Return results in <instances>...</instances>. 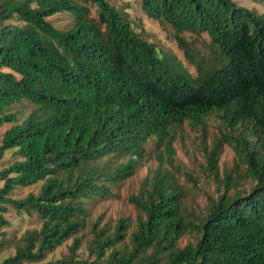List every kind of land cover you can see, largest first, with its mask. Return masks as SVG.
<instances>
[{"label":"trees","instance_id":"trees-1","mask_svg":"<svg viewBox=\"0 0 264 264\" xmlns=\"http://www.w3.org/2000/svg\"><path fill=\"white\" fill-rule=\"evenodd\" d=\"M140 4L195 75L108 0H0V127L10 123L0 164L7 151L17 157L0 167V254L13 246L0 264L38 263L68 239L67 253L43 264H264V13L234 0ZM60 13L67 28L51 21ZM21 99L35 106L18 121L5 108ZM212 120L220 130L208 146ZM185 125L200 133L216 186L198 210L174 162L172 142ZM224 144L235 161L220 175ZM152 156L158 164L127 197L135 226L126 216L112 230L101 217L90 221L86 201L113 197ZM38 182L36 192L12 196ZM8 209L36 217L38 227L13 242ZM87 225L82 256L77 233ZM185 234L192 241L180 246Z\"/></svg>","mask_w":264,"mask_h":264},{"label":"rangeland","instance_id":"rangeland-1","mask_svg":"<svg viewBox=\"0 0 264 264\" xmlns=\"http://www.w3.org/2000/svg\"><path fill=\"white\" fill-rule=\"evenodd\" d=\"M111 4L123 9L130 18L134 21L133 26L137 32L144 29L148 34L150 42L154 43L160 52L168 55L173 62L179 67H184L193 75L196 74L194 66L186 60L182 51L177 47L176 42L170 37L167 30L154 19L147 17L143 12L140 0H108ZM236 3L255 9L259 13H264V1H251V0H234ZM91 15H96L95 7H91ZM51 21L59 28H67L70 25L68 15L64 13L56 14L51 17ZM138 23L142 24L139 26ZM190 37L189 34H186ZM206 37V35H204ZM181 64V65H180ZM34 104L27 99H21L18 102L11 103L6 106V112H14L18 121L24 119L34 108ZM10 126V123H4L0 127V140L3 132ZM208 132L206 142L208 146L211 145L215 137L219 134V126L216 120L208 122ZM153 141L145 143L146 149L152 148ZM175 151V165H178L181 173H177L183 189L186 193V199L189 206L193 209H203L206 204V197L204 193H216V186L213 178L205 170V157L203 153V144L201 143L200 133L197 130L185 125L184 128L177 134L172 142ZM17 158L13 155L12 151H7L2 159L0 167L7 165L13 159ZM233 149L224 144L221 148V153L218 161L220 175L228 170L235 161ZM157 160L152 156L143 162L141 167L130 178L126 179L119 187L114 188L115 195L110 198H93L87 200V208L89 212L88 219L94 220L96 217H101V224L106 225L108 230H112L118 217L126 216L130 218L131 228L135 226L138 210L127 201V197L131 193H135L141 183V180L148 174L149 167H155ZM242 180H245L246 175L244 166L239 165ZM184 173L191 174L197 180V187L186 180ZM245 177V178H244ZM245 188H249L250 181H244ZM41 182L27 187H16L12 193L13 197H23L28 192H36L40 187ZM1 185V182H0ZM10 221V225L5 227L7 237L16 242L20 234L26 229L31 227H38L39 223L36 217H31L24 212L16 213L12 209H8L5 213ZM89 226L87 225L82 231L77 233V236H82V243L79 248V253L82 256L87 254V245L89 240L88 233ZM188 241H192L189 234H185L179 240V245L183 246ZM71 239L66 240L59 245L55 250L46 254V257L38 263H23V264H43L48 260H54L63 257L68 251V245ZM13 251V246H8L0 254V258Z\"/></svg>","mask_w":264,"mask_h":264}]
</instances>
